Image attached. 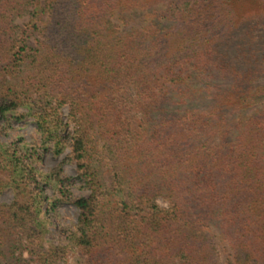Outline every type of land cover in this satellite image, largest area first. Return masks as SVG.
Segmentation results:
<instances>
[{
  "label": "trees",
  "instance_id": "1",
  "mask_svg": "<svg viewBox=\"0 0 264 264\" xmlns=\"http://www.w3.org/2000/svg\"><path fill=\"white\" fill-rule=\"evenodd\" d=\"M20 109L69 149L75 177L41 176L83 260L46 246L33 152L0 141V264H221L216 239L264 264V0H0V122Z\"/></svg>",
  "mask_w": 264,
  "mask_h": 264
},
{
  "label": "rangeland",
  "instance_id": "2",
  "mask_svg": "<svg viewBox=\"0 0 264 264\" xmlns=\"http://www.w3.org/2000/svg\"><path fill=\"white\" fill-rule=\"evenodd\" d=\"M45 17V16H44ZM31 16L27 15L18 22L21 25L29 23ZM33 19V18H32ZM36 35L30 37V42ZM25 110L9 114V119L0 122V141L7 147L16 150L18 153L33 152V166L37 173V183L34 184L35 189L43 192L48 198V210L45 209L43 215H47L49 220L50 232L45 237L47 247L58 246L65 247L66 259L69 263H76L83 260L82 253L75 246L71 245L73 234L77 229V221L79 217L78 208L72 203L61 199V192L56 188L55 183L45 178L50 175L54 168H60L66 177L76 176L75 164L68 158L69 149L67 148L62 154H57L50 144L46 148L43 146L41 134L37 129L36 122L33 118L18 120V116ZM67 116L68 110L64 109ZM41 175H43V178ZM65 188L74 197H82L88 195V190L78 181ZM15 198L14 190L11 186L1 184L0 188V206L10 204ZM165 205L164 202H160ZM54 206V207H53ZM4 210L0 207V215H4ZM218 251L221 258V264H232V256L224 243H220L218 239ZM24 257H28L24 252ZM2 264V263H1Z\"/></svg>",
  "mask_w": 264,
  "mask_h": 264
}]
</instances>
